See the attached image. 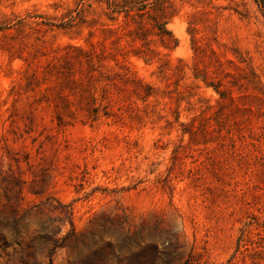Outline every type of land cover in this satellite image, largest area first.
I'll use <instances>...</instances> for the list:
<instances>
[{
	"label": "rangeland",
	"instance_id": "1",
	"mask_svg": "<svg viewBox=\"0 0 264 264\" xmlns=\"http://www.w3.org/2000/svg\"><path fill=\"white\" fill-rule=\"evenodd\" d=\"M146 3L0 0V264H264V0Z\"/></svg>",
	"mask_w": 264,
	"mask_h": 264
},
{
	"label": "trees",
	"instance_id": "2",
	"mask_svg": "<svg viewBox=\"0 0 264 264\" xmlns=\"http://www.w3.org/2000/svg\"><path fill=\"white\" fill-rule=\"evenodd\" d=\"M109 4L111 6H117L120 8L125 9L128 13V16H132L134 19H136L137 16L143 17L146 14H148V10L145 9L146 6V2L147 0H108ZM157 26L160 29V32L158 33V35L162 38V42L166 47H174L177 46L178 43H175L173 46L169 45V43H167V36H171L172 33L171 31H169L166 28V23H163L161 21H158V19L156 20ZM143 33V32H142ZM143 36V35H141ZM172 38V37H170ZM177 42V41H176ZM150 93H146V95H149ZM96 100V98H95ZM94 110V112L96 111V109H92ZM98 112V111H96ZM61 120V117H59ZM67 236L63 237V239H66ZM146 252H142L141 254H139L138 259H137V264H143V261L141 259V257L145 256ZM150 264H155L150 263Z\"/></svg>",
	"mask_w": 264,
	"mask_h": 264
},
{
	"label": "bare ground",
	"instance_id": "3",
	"mask_svg": "<svg viewBox=\"0 0 264 264\" xmlns=\"http://www.w3.org/2000/svg\"><path fill=\"white\" fill-rule=\"evenodd\" d=\"M180 30V29H179Z\"/></svg>",
	"mask_w": 264,
	"mask_h": 264
}]
</instances>
